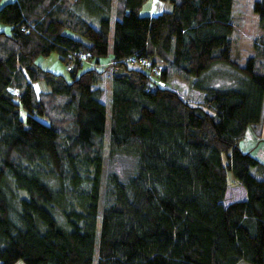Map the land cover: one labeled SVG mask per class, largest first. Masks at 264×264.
<instances>
[{"label":"trees","instance_id":"obj_1","mask_svg":"<svg viewBox=\"0 0 264 264\" xmlns=\"http://www.w3.org/2000/svg\"><path fill=\"white\" fill-rule=\"evenodd\" d=\"M147 1L0 0V264H264V166L239 146L264 115V0L244 65L235 0L143 16ZM52 53L66 73L38 64ZM131 58L162 61L164 86ZM218 65L234 82L210 83ZM105 74L110 155L135 159L123 181L104 176Z\"/></svg>","mask_w":264,"mask_h":264},{"label":"rangeland","instance_id":"obj_2","mask_svg":"<svg viewBox=\"0 0 264 264\" xmlns=\"http://www.w3.org/2000/svg\"><path fill=\"white\" fill-rule=\"evenodd\" d=\"M254 0H235L233 9V20H234V31L231 36V49L230 56L233 60L237 61L240 65H244L247 58L253 54V47L255 41L260 37L263 32L259 29L257 23V17L252 11V4ZM6 3V1L2 2ZM1 4V5H2ZM6 33H10V27L6 25ZM111 42V39H110ZM38 64L41 67L48 69L54 73H66L65 66L59 60L55 53H52L49 57L38 59ZM111 65V58L107 57L100 61V68L107 70ZM231 69L227 70L226 66L218 65L215 67V71L211 73L209 81L214 86H223L227 83L234 82V74L229 73ZM174 90L177 91L179 96L190 103L197 104L202 99V94L191 88V83L180 82L178 80L170 81ZM104 89V94L101 96L102 102L107 105V126L104 143H103V156H104V176L109 174H116L121 181L126 180L133 175L135 171V159L127 154L114 153L110 155L108 146V126L110 118V93L107 83V75L103 77L100 85ZM40 87H38L39 89ZM259 130L264 132V115L262 123L258 126ZM250 130H254L250 127ZM245 140V139H244ZM239 142L240 149L245 152L246 144L245 141ZM252 151H255L254 149ZM104 177L102 176V182ZM243 197L242 190L238 186H230L227 194V202L240 199ZM96 258V256H95ZM21 264V263H17ZM96 264V259H94Z\"/></svg>","mask_w":264,"mask_h":264},{"label":"crops","instance_id":"obj_3","mask_svg":"<svg viewBox=\"0 0 264 264\" xmlns=\"http://www.w3.org/2000/svg\"><path fill=\"white\" fill-rule=\"evenodd\" d=\"M13 1V0H3ZM168 0H148L142 6L140 14L143 16H153L155 14L161 13L163 11H169L170 5ZM6 31V25L0 23V32ZM38 87L43 88V85H38ZM254 130H250V127L246 130L245 136L242 140H246V151L252 156H254L258 161L264 166V132L259 130L258 126L253 127ZM255 151H252V150ZM264 176V171H263ZM242 190V189H241ZM243 194V191H242Z\"/></svg>","mask_w":264,"mask_h":264},{"label":"built area","instance_id":"obj_4","mask_svg":"<svg viewBox=\"0 0 264 264\" xmlns=\"http://www.w3.org/2000/svg\"><path fill=\"white\" fill-rule=\"evenodd\" d=\"M91 55L89 53L86 54H79V59L82 62L90 63L89 58ZM129 65L137 68H142L143 70L147 71L150 75V83L158 86H164V82L158 79L161 71H163L164 64L162 61H157L153 63L150 60H137L135 58H131L129 60ZM69 69V68H68Z\"/></svg>","mask_w":264,"mask_h":264}]
</instances>
